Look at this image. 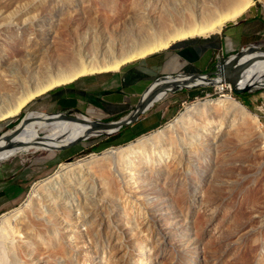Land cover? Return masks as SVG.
<instances>
[{"label":"rangeland","instance_id":"rangeland-1","mask_svg":"<svg viewBox=\"0 0 264 264\" xmlns=\"http://www.w3.org/2000/svg\"><path fill=\"white\" fill-rule=\"evenodd\" d=\"M215 2L0 0V105H14L25 84L140 55L193 19L203 22L201 12ZM110 73L36 98L0 124L2 133L30 112L86 115L96 105L74 108L69 90ZM226 88L169 94L160 102L169 107L159 126L132 138L118 132L63 151L11 157H34L36 180L23 203L0 215L26 204L18 224L0 223V264H264V115L256 101L264 87L242 95L247 105ZM226 94L251 113L210 107L195 124L168 127L191 105ZM48 158L51 168L39 170ZM73 163L81 166L50 181L36 204L26 203L36 183Z\"/></svg>","mask_w":264,"mask_h":264},{"label":"crops","instance_id":"crops-1","mask_svg":"<svg viewBox=\"0 0 264 264\" xmlns=\"http://www.w3.org/2000/svg\"><path fill=\"white\" fill-rule=\"evenodd\" d=\"M254 45L264 47V9L260 7L251 8L210 38L179 42L160 56H149L123 66L117 72L101 74L87 85L79 84L76 90H69L72 106L94 104L95 108L86 109V115L105 121L115 120L118 115L121 118L135 108L141 95L158 77L188 69V73L208 72L218 57H229ZM161 101L135 124L123 128L120 132H128L123 139L158 127L159 119L169 107L165 103L160 104ZM256 101L264 115L261 107L264 105V92L256 97ZM33 161L34 157H20L0 162V215L15 209L25 200L36 180L33 178ZM38 165L39 170H47L51 168L50 159H44Z\"/></svg>","mask_w":264,"mask_h":264},{"label":"bare ground","instance_id":"bare-ground-1","mask_svg":"<svg viewBox=\"0 0 264 264\" xmlns=\"http://www.w3.org/2000/svg\"><path fill=\"white\" fill-rule=\"evenodd\" d=\"M218 3H214V7L210 6V9L203 14L202 18H205L203 22L197 24L196 18L193 19L190 23L186 24L183 29L177 31L174 37L167 41H159L158 43H154V48L150 50L142 51L140 55H133L131 57H125L120 62H117L111 66L100 67V68H92L91 70L87 71L86 69L79 70L71 75L66 74L65 72H61L55 77H48L45 80L37 81L31 84H25L26 86L23 87L22 93L20 97L17 98L14 105H0V124L4 123L12 118H15L17 115L21 113L23 108L28 105L30 102L35 100L36 98L45 95L49 91L63 86L68 85L70 83L75 82L81 77L86 75L92 74H100V73H108V72H116L119 71L121 67L132 63L137 60L144 59L147 56L152 55L155 52L163 51L170 48L175 43H179L184 40H190L195 38H209L212 35L221 33L225 25L229 22L236 21L241 16H243L251 6L255 4L257 0H218ZM264 4V0H258ZM200 13V11H199ZM205 14V16H204ZM261 51H255L251 54H246L242 61H252V66L247 70L244 77L241 81V87L245 85H254L262 87L264 86V56L259 59V55ZM264 55V52L262 53ZM180 81L182 79H187L186 76H181L178 78ZM175 80V79H172ZM203 82L201 80L195 81ZM215 87L225 88L227 86L219 84L218 81L214 82ZM228 88V87H227ZM223 106L222 108L229 112L234 109L236 111H244L248 114L251 113L245 106V108L236 101L231 95L226 94L222 98L217 100H206L205 102H197L190 107L187 108L185 113H182L178 116L171 124H169V128H176L177 126L182 125H190L195 124L197 120L201 119L206 113L210 112V107H217ZM223 112V113H225ZM226 112V113H227ZM246 114V113H245ZM28 115L31 117L28 125L24 128L21 134H19L15 139L16 141H23L25 146L18 150H13L10 152L0 153V160L7 158L10 154H20V153H27L31 151H50V148H57L63 145L71 144L76 142L77 144L85 142L90 138H85L86 131L88 130V126L86 124L73 122V121H66V120H57L52 119L50 121L46 120V116L42 112H30ZM83 119L91 120V118L86 116H80ZM253 118V117H251ZM196 119V120H195ZM255 120L253 123H256L260 127V122L257 116L253 119ZM1 128V126H0ZM261 129V127L259 128ZM208 131V130H206ZM205 131V133H207ZM209 132V131H208ZM12 131H9L8 134H11ZM204 133V131H203ZM204 133V134H205ZM260 133V132H259ZM262 133V132H261ZM41 134H44L47 138L44 140L39 139ZM41 140L42 143H36V141ZM141 141V140H139ZM6 142L0 141V145H4ZM133 144V146H139ZM129 146L128 148H131ZM118 151H122V148H118ZM80 163H73V164H65L61 165L59 172H57L53 177L50 176L46 180L40 181L34 185L32 188L26 203H33L36 204L40 198V194L42 190H45L55 177L59 176V173L62 171L64 173H68L69 171L80 167ZM25 205L21 208L14 210L10 214H6L3 218L0 217L1 226H7L11 224V222L19 223L20 216L22 215L21 212L25 210ZM15 217L11 218L10 216ZM18 219V220H16ZM22 228L18 230V233H21Z\"/></svg>","mask_w":264,"mask_h":264},{"label":"water","instance_id":"water-1","mask_svg":"<svg viewBox=\"0 0 264 264\" xmlns=\"http://www.w3.org/2000/svg\"><path fill=\"white\" fill-rule=\"evenodd\" d=\"M258 50L264 51L262 47L254 45L246 49H242L240 52L233 54L232 56L216 59L215 64L208 72H179L170 75H162L158 77L153 83H151V85L141 95L139 102L137 103L135 108L127 115L117 120L105 121L102 119L92 118L91 120H87L81 118L79 115L73 114V111L50 114L44 113V115H47V121L57 119L86 124L88 126V130L86 131L85 138L111 136L120 132L123 128L135 124L140 120L142 115L148 112L152 107H154L159 101L164 99L169 94H176L183 90L215 87V81H218L219 84L225 85L230 88V92L234 93L237 96H241L246 93L252 92L254 89L261 88L254 85H245L243 87H241L240 85L245 73L252 66V61H242L244 56L247 53L251 54ZM181 76H186L187 79H182L181 81L180 79L178 80V78H180ZM197 80H201L203 82L196 83L195 81ZM81 116L86 115L81 114ZM30 119L31 117L28 114L25 115L17 126H15L12 130H9L12 131L11 134H8L9 131L2 133L4 126H1L0 141L4 140L6 143L4 145H0V153L18 150L25 146V143L23 141L14 142V139L22 133L26 125H28ZM38 138L44 140L47 137L43 135ZM36 143H42V141L39 140L36 141ZM76 144L77 143L74 142L57 148L52 147L50 148V151L67 150L68 148H71ZM13 156H15V154H10L7 158L0 160V162L7 160ZM70 162L71 159L68 160V163ZM55 172H59V167ZM62 175H64L63 171L59 173V178L62 177Z\"/></svg>","mask_w":264,"mask_h":264},{"label":"trees","instance_id":"trees-1","mask_svg":"<svg viewBox=\"0 0 264 264\" xmlns=\"http://www.w3.org/2000/svg\"><path fill=\"white\" fill-rule=\"evenodd\" d=\"M243 96H244V95H243ZM243 96L241 95V96H238V97H240L241 100L247 105V104H248V101H247L245 98H243Z\"/></svg>","mask_w":264,"mask_h":264},{"label":"built area","instance_id":"built-area-1","mask_svg":"<svg viewBox=\"0 0 264 264\" xmlns=\"http://www.w3.org/2000/svg\"><path fill=\"white\" fill-rule=\"evenodd\" d=\"M217 59H220V57H218ZM228 91H230V88H226ZM262 107V111L264 112V105L261 106Z\"/></svg>","mask_w":264,"mask_h":264}]
</instances>
